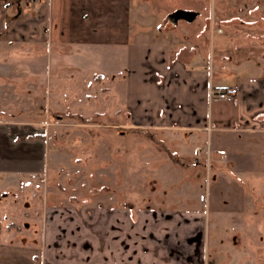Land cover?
Masks as SVG:
<instances>
[{
    "label": "crops",
    "instance_id": "0c3cea01",
    "mask_svg": "<svg viewBox=\"0 0 264 264\" xmlns=\"http://www.w3.org/2000/svg\"><path fill=\"white\" fill-rule=\"evenodd\" d=\"M117 2L0 0V50L11 53L8 60H0V264L222 262V257L208 253L209 206L147 209L134 207L125 197L122 204L55 205L46 192L37 209L31 199L36 191L30 194L27 187L20 188L22 181L35 182L37 175L44 178L46 146L30 137L29 122L15 121L17 116L28 115L23 111L30 106L25 104L21 111L19 99L39 100L36 95L41 93L37 87L41 79L37 81L29 73L18 76L10 61L16 46L36 54L42 47L51 51L54 45L55 57L59 53L60 58L68 52L67 46L74 53L88 46L98 53L107 52V68L115 64L119 47L125 60L122 97L129 122L126 127L172 136L179 158L183 144H196L207 135L210 157L219 163L240 164L243 161L232 146L240 142L251 148V138L264 139V79L258 77L264 61L257 58L255 47L243 44L251 35L243 33V41L232 46L235 57L226 50L223 28L212 31L208 18L200 16L192 21L178 19L174 24L168 18L171 12L156 43H146L141 32L136 35L139 41H126L130 31L116 32V22L121 20L115 13ZM181 21L188 28L179 29ZM215 21L221 27L231 19ZM214 37L216 53L213 46L208 48ZM101 77L100 72L95 75L96 80ZM226 79L233 80L231 85L220 84ZM19 85L26 88L24 93L20 94ZM220 89H233L235 95L228 99L211 95ZM235 195L244 196L237 191Z\"/></svg>",
    "mask_w": 264,
    "mask_h": 264
},
{
    "label": "rangeland",
    "instance_id": "374dc122",
    "mask_svg": "<svg viewBox=\"0 0 264 264\" xmlns=\"http://www.w3.org/2000/svg\"><path fill=\"white\" fill-rule=\"evenodd\" d=\"M116 1L115 13L121 18L116 32L130 31L126 41H139L136 35L141 32L146 43H156L171 12L192 11L200 18L207 17L212 31L223 28L226 50L235 57L233 45L241 42L243 33L251 35L243 44L255 47L257 58L264 61V0ZM219 17L231 22L216 26ZM182 28L188 27L181 21ZM111 31L115 33L113 27ZM216 40L214 37L213 45H208L215 53ZM41 49V53L28 54L27 47L16 46L10 60L18 76L29 73V77L41 79L37 86L41 93L36 95L39 100L19 99L21 111L25 104L30 106L23 111L28 115L15 117V121L29 122L30 137L46 146L44 178L37 175L35 182L22 181L20 185L30 194L36 191L31 199L37 209L46 192L55 205L122 204L124 197L134 207L147 209H199L206 205L211 208L209 256L222 257L223 264L236 260V264H264V139L251 138L254 146L250 148L231 137L237 142L232 147L243 161L240 164L219 163L210 157L207 135L196 144H183L179 158L172 136L126 127L129 122L122 97L125 60L119 47L115 64L108 68L107 52L98 53L88 46L77 53L67 46L68 52L61 58L59 53L55 57L54 45L48 52L46 47ZM0 51V60L11 56ZM260 66L258 77L264 79V64ZM98 72L102 77L96 80ZM232 82L226 79L220 84ZM19 86L20 94L24 93L26 88ZM236 191L243 198L236 196ZM212 212H216L214 217Z\"/></svg>",
    "mask_w": 264,
    "mask_h": 264
},
{
    "label": "water",
    "instance_id": "95a60500",
    "mask_svg": "<svg viewBox=\"0 0 264 264\" xmlns=\"http://www.w3.org/2000/svg\"><path fill=\"white\" fill-rule=\"evenodd\" d=\"M195 16L196 14L191 11L178 10L170 14L168 18L175 24L178 19L192 21Z\"/></svg>",
    "mask_w": 264,
    "mask_h": 264
},
{
    "label": "built area",
    "instance_id": "2783aa9c",
    "mask_svg": "<svg viewBox=\"0 0 264 264\" xmlns=\"http://www.w3.org/2000/svg\"><path fill=\"white\" fill-rule=\"evenodd\" d=\"M211 95L218 99H228L235 95V91L233 89H220L212 92Z\"/></svg>",
    "mask_w": 264,
    "mask_h": 264
},
{
    "label": "trees",
    "instance_id": "16d2710c",
    "mask_svg": "<svg viewBox=\"0 0 264 264\" xmlns=\"http://www.w3.org/2000/svg\"><path fill=\"white\" fill-rule=\"evenodd\" d=\"M11 226H9V228H10Z\"/></svg>",
    "mask_w": 264,
    "mask_h": 264
}]
</instances>
